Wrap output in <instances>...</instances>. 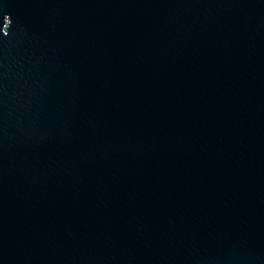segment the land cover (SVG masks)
Listing matches in <instances>:
<instances>
[{
  "label": "water",
  "instance_id": "obj_1",
  "mask_svg": "<svg viewBox=\"0 0 264 264\" xmlns=\"http://www.w3.org/2000/svg\"><path fill=\"white\" fill-rule=\"evenodd\" d=\"M0 264H264V0H0Z\"/></svg>",
  "mask_w": 264,
  "mask_h": 264
}]
</instances>
